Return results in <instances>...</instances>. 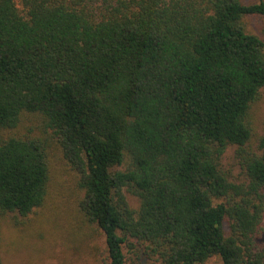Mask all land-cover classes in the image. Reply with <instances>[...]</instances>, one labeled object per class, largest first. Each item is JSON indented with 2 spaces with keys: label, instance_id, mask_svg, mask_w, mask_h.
Listing matches in <instances>:
<instances>
[{
  "label": "trees",
  "instance_id": "obj_1",
  "mask_svg": "<svg viewBox=\"0 0 264 264\" xmlns=\"http://www.w3.org/2000/svg\"><path fill=\"white\" fill-rule=\"evenodd\" d=\"M249 17L264 0H0V218L44 206L55 143L111 264L125 246L262 264L264 39ZM27 117L42 135L5 136ZM232 146L247 182L223 168Z\"/></svg>",
  "mask_w": 264,
  "mask_h": 264
},
{
  "label": "rangeland",
  "instance_id": "obj_2",
  "mask_svg": "<svg viewBox=\"0 0 264 264\" xmlns=\"http://www.w3.org/2000/svg\"><path fill=\"white\" fill-rule=\"evenodd\" d=\"M255 2L257 0H247ZM247 29L264 39V19L247 18ZM258 135L264 133V89L252 110ZM35 117H27L22 126L10 134L42 135ZM52 173L49 193L43 207L27 218L6 215L0 218L1 262L0 264H111L104 232L82 212L79 203L82 193L78 175L63 158L60 148L52 146ZM223 168L237 183L247 182L244 169L237 158V148L230 147L223 159ZM135 208L138 201L127 194ZM264 245V236H263ZM127 264H164L150 257L143 247L125 246ZM206 264H223L213 257ZM264 264V258L262 259Z\"/></svg>",
  "mask_w": 264,
  "mask_h": 264
}]
</instances>
